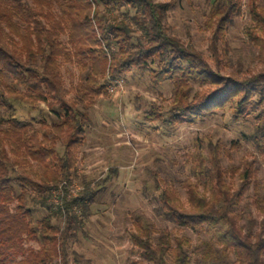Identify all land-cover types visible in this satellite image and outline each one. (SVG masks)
Instances as JSON below:
<instances>
[{"label": "trees", "instance_id": "trees-1", "mask_svg": "<svg viewBox=\"0 0 264 264\" xmlns=\"http://www.w3.org/2000/svg\"><path fill=\"white\" fill-rule=\"evenodd\" d=\"M174 3L0 0V264H70L68 240L76 237L84 207L95 194L85 188L78 197L67 195L75 150L88 126V116L77 106L105 96L107 84L130 69L148 73L154 84L169 81L174 87L169 109L163 113L150 104L142 113L145 121L192 123L226 108L234 120L264 115V70L242 79L213 71L191 47L167 34L164 20ZM240 8L239 0L211 1L206 25L217 64L220 57L227 59V28ZM250 8L253 25L246 34L264 65V15ZM64 64H74L81 76L73 99H67L60 73ZM21 104L31 109L44 104L57 121L20 120L16 105ZM252 142L264 156V142ZM208 148V157L200 156L191 170L195 181L182 182L187 205L169 182L153 174L159 203L154 213L211 239L192 246L166 228L138 222L129 235L136 254L129 264H189V251L201 264H264L263 233H253L252 218L240 225L234 212L254 169L247 165L240 172L239 189L232 192L220 143L209 141ZM254 188L256 209L264 215V179L255 180ZM32 242L37 249L27 245Z\"/></svg>", "mask_w": 264, "mask_h": 264}, {"label": "rangeland", "instance_id": "rangeland-1", "mask_svg": "<svg viewBox=\"0 0 264 264\" xmlns=\"http://www.w3.org/2000/svg\"><path fill=\"white\" fill-rule=\"evenodd\" d=\"M23 1L30 3V0ZM211 1L175 0L164 20L167 34L191 47L222 76L242 79L263 71L264 65L246 29L253 25L250 6L264 15V0H239L240 13L228 25L225 36L227 59L220 57L218 64L210 47L212 29L206 25ZM53 10L59 13L58 8ZM133 13L131 11L130 15ZM60 41L68 46L66 36L62 35ZM218 46L224 48L221 42ZM60 73L70 92L67 99H73L74 88L81 81L79 71L74 64H64ZM194 90L198 88L194 86ZM173 91L169 81L154 84L148 73L130 69L107 84L105 96L90 105L77 106L88 116V126L83 145L75 150L77 163L66 186L67 195L78 197L85 188L95 194L93 201L84 207L83 222L76 237L68 240L70 264H129L127 259L136 257L129 235L138 222L159 230L166 228L174 237L188 238L192 246L211 239L210 235L198 234L171 219L155 215L154 208L159 203L153 178L156 174L169 182L187 205L182 182L195 181L191 170L198 165L200 156L208 157L209 141L220 143V162L227 170L226 180L232 192L239 189L240 172L247 165L254 169V176L234 212L240 225H248L249 220L254 219L253 233L262 232L264 236V215L256 209L254 196V181L264 179V156L256 151L252 142V138L264 142V115L234 120L230 108H226L192 123L176 125L142 118L150 104L165 113L171 105ZM16 108L20 120L30 116L36 120L45 118L48 123L57 121L44 104L37 109L26 104L16 105ZM27 245L37 249L34 242ZM189 256V264H201L200 257L192 251Z\"/></svg>", "mask_w": 264, "mask_h": 264}, {"label": "built area", "instance_id": "built-area-1", "mask_svg": "<svg viewBox=\"0 0 264 264\" xmlns=\"http://www.w3.org/2000/svg\"><path fill=\"white\" fill-rule=\"evenodd\" d=\"M116 84H119L118 82H116ZM111 91V90H110ZM112 92V91H111Z\"/></svg>", "mask_w": 264, "mask_h": 264}]
</instances>
